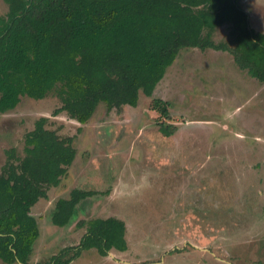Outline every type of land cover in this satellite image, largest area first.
I'll return each instance as SVG.
<instances>
[{
    "label": "rangeland",
    "instance_id": "374dc122",
    "mask_svg": "<svg viewBox=\"0 0 264 264\" xmlns=\"http://www.w3.org/2000/svg\"><path fill=\"white\" fill-rule=\"evenodd\" d=\"M239 5L264 33V0ZM7 11L0 0V15ZM213 39L235 46L228 25ZM154 99L169 103V116ZM60 105L55 94L22 97L0 113V171L7 150L24 156L25 136L42 116L61 137L72 136L77 151L58 188L32 210L41 231L29 264H54L80 244L87 231L80 222L110 216L126 224L127 248L107 255L82 248L69 264H264V82L231 52L184 48L153 96L141 93L136 107L102 103L84 124L52 115ZM76 188L98 194L67 225L53 224L56 201Z\"/></svg>",
    "mask_w": 264,
    "mask_h": 264
},
{
    "label": "trees",
    "instance_id": "16d2710c",
    "mask_svg": "<svg viewBox=\"0 0 264 264\" xmlns=\"http://www.w3.org/2000/svg\"><path fill=\"white\" fill-rule=\"evenodd\" d=\"M0 15V113L17 108L22 97L43 100L55 94L67 114L84 124L100 104L109 109L136 107L141 93L153 96L167 69L184 48L229 51L241 69L264 82V33L249 25L239 0H4ZM223 25L231 28L234 48L213 39ZM169 116L168 102L154 99ZM155 107V108H156ZM36 120L25 136L24 156L6 151L0 171V260L29 264L40 237L33 208L50 197L73 164V137H61ZM169 126L161 132L173 134ZM98 194L73 189L54 206L53 224L63 227L78 205ZM80 244L51 260L69 264L81 249L96 247L107 255L125 250L126 224L118 217L82 221ZM70 250L73 254L67 257Z\"/></svg>",
    "mask_w": 264,
    "mask_h": 264
},
{
    "label": "crops",
    "instance_id": "0c3cea01",
    "mask_svg": "<svg viewBox=\"0 0 264 264\" xmlns=\"http://www.w3.org/2000/svg\"><path fill=\"white\" fill-rule=\"evenodd\" d=\"M34 251V250H33Z\"/></svg>",
    "mask_w": 264,
    "mask_h": 264
}]
</instances>
